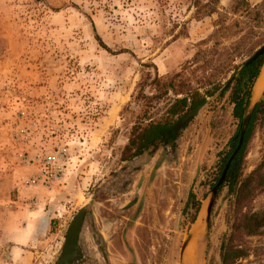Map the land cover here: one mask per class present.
<instances>
[{"label": "rangeland", "instance_id": "1", "mask_svg": "<svg viewBox=\"0 0 264 264\" xmlns=\"http://www.w3.org/2000/svg\"><path fill=\"white\" fill-rule=\"evenodd\" d=\"M208 1L0 0V264H54L81 207L71 264L218 263L232 195L217 189L207 223L205 206L237 125L222 86L264 34L214 32L216 14L195 12ZM154 73L215 90L171 144L122 159L143 110L163 112L164 97L139 96ZM263 153L257 120L242 176Z\"/></svg>", "mask_w": 264, "mask_h": 264}, {"label": "trees", "instance_id": "2", "mask_svg": "<svg viewBox=\"0 0 264 264\" xmlns=\"http://www.w3.org/2000/svg\"><path fill=\"white\" fill-rule=\"evenodd\" d=\"M217 3L218 0H209L205 4L197 6L195 10L196 13H200L196 16L199 18L204 15L216 14L217 17L213 22L214 32L227 27L231 35L242 31V28L247 30L246 34H264V0L255 4L249 3L248 0H231L229 6L222 8V11L218 10ZM225 20H227V24H224ZM242 38L244 36L239 40ZM98 41L100 40L98 39ZM260 44H264V38ZM101 45L105 48L103 44ZM263 63L264 52L246 64L242 62L228 85L222 89L221 93L227 89L229 91L227 100L231 104V114L237 120V125L221 156L220 168L214 183L236 145L243 114ZM150 83L154 84L153 87L157 92L147 96L142 94L139 89V96L145 100L164 97L163 112L156 118H145L146 110H143L141 117L129 128L127 143L121 151L122 159L137 156L144 149L156 143L167 145L176 135L177 130H173V125L179 116L186 110L202 104L205 97L212 95L215 90L214 86L199 93L195 87L185 86L183 82L176 83L173 76H158L156 73L153 74ZM142 85L139 86L142 87ZM179 94L181 96L177 97ZM257 120H264V90L251 109L244 126L240 147L230 160L223 181L218 186V190L226 186L227 193L232 195V203L226 217L227 228L219 241L217 264H264V247L259 241L264 236V207L252 209L250 206L254 196L264 188V153L260 162L249 173L243 176L241 173L242 157ZM198 208L199 204L195 203L190 222H193L199 211Z\"/></svg>", "mask_w": 264, "mask_h": 264}, {"label": "water", "instance_id": "3", "mask_svg": "<svg viewBox=\"0 0 264 264\" xmlns=\"http://www.w3.org/2000/svg\"><path fill=\"white\" fill-rule=\"evenodd\" d=\"M264 52V44L260 45L259 47H257L244 61L243 63L246 64L250 61H252L255 57H257L258 55H260L261 53ZM232 74L230 76V78L224 83V85L222 86V89L225 88L229 81L233 78ZM258 100V99H257ZM256 100V101H257ZM255 101V102H256ZM254 102V103H255ZM254 103H250V100L247 104V107L244 111L243 114V118L239 127V136L236 142L235 147L233 148V150L231 151L230 155L228 156V158L226 159L220 174L216 180V182L213 184V186L210 189V195L208 197L206 206H205V216H204V223H207L208 218H209V213H210V209L211 206L213 204V200L215 198V194L216 191L218 189V186L222 183L226 169L229 165L230 160L233 158V156L236 154L237 150L240 147L241 144V140H242V134H243V130H244V126L249 118V114L251 112V109L254 105ZM201 105V104H200ZM200 105H197L196 107L189 109L187 111H185L183 114H181L179 116V118L176 120V122L173 125V130L176 131L178 128H180L191 116H193L194 114H196L198 108L200 107ZM172 141H170L168 144H171ZM83 212H84V208H79L75 215L73 216V218L71 219L66 231H65V235H64V240L61 246V250L60 253L55 261L54 264H71L70 260L72 258H74L76 256V251H77V246H78V231H79V226L82 220V216H83ZM192 231V230H191ZM192 235L191 232H189L186 240H184L182 247L185 246L188 238Z\"/></svg>", "mask_w": 264, "mask_h": 264}, {"label": "bare ground", "instance_id": "4", "mask_svg": "<svg viewBox=\"0 0 264 264\" xmlns=\"http://www.w3.org/2000/svg\"><path fill=\"white\" fill-rule=\"evenodd\" d=\"M263 90H264V63L262 65V67H261V70L259 72V75H258L257 79L255 80L254 87H253V92L251 93L250 103H254V101L258 97H260V95L263 92ZM252 94H253V97H252ZM200 215H201V213L199 214V216ZM199 220H201L200 217H199ZM199 220H197V222H199ZM201 222H199L198 224L195 223V227L193 229L194 232H200L201 231V229L203 228V225L201 224ZM190 256H191V252L187 251L186 254H185L186 261L191 260Z\"/></svg>", "mask_w": 264, "mask_h": 264}, {"label": "crops", "instance_id": "5", "mask_svg": "<svg viewBox=\"0 0 264 264\" xmlns=\"http://www.w3.org/2000/svg\"><path fill=\"white\" fill-rule=\"evenodd\" d=\"M260 70H261V68H260ZM255 83V82H254ZM253 87H254V85H253ZM252 92H253V88H252ZM252 97H253V94H252Z\"/></svg>", "mask_w": 264, "mask_h": 264}, {"label": "flooded vegetation", "instance_id": "6", "mask_svg": "<svg viewBox=\"0 0 264 264\" xmlns=\"http://www.w3.org/2000/svg\"><path fill=\"white\" fill-rule=\"evenodd\" d=\"M172 141V140H171ZM83 217V216H82ZM82 221V220H81ZM81 224V223H80ZM79 232V231H78Z\"/></svg>", "mask_w": 264, "mask_h": 264}]
</instances>
